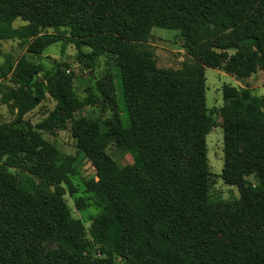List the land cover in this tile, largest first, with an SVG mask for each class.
<instances>
[{"label": "trees", "instance_id": "obj_1", "mask_svg": "<svg viewBox=\"0 0 264 264\" xmlns=\"http://www.w3.org/2000/svg\"><path fill=\"white\" fill-rule=\"evenodd\" d=\"M154 28L177 31L192 62L159 68L146 46ZM14 39L34 55L64 41L90 71L110 57L129 125L109 72L95 84L88 73L81 97L58 68L43 72L44 83L25 57L0 66V78L11 73L2 104L21 116L48 93L56 108L39 127L53 132L70 120L96 172L86 191L98 209L86 233L64 199L73 157L19 119L0 124V264H264V96L224 85L219 124L205 83V68L237 80L264 69V0H0V41ZM105 100L113 114L104 128L72 118ZM218 125L220 177L237 188L235 200L210 196L206 137Z\"/></svg>", "mask_w": 264, "mask_h": 264}, {"label": "rangeland", "instance_id": "obj_2", "mask_svg": "<svg viewBox=\"0 0 264 264\" xmlns=\"http://www.w3.org/2000/svg\"><path fill=\"white\" fill-rule=\"evenodd\" d=\"M24 24L25 22L17 20L13 25L14 27H18ZM46 32L55 33L52 29ZM146 46L159 68L177 70L182 64L192 62V59L188 56L185 49L182 48L180 38L175 30L154 28ZM22 57H25L27 60L33 62L34 65L42 68V71L38 72L35 76L40 79V82H44L43 72L45 70L58 68L66 75L72 77V83L76 93L81 95V97H86L88 95L86 92V84L88 78L87 74L90 73V70L83 66L81 59H79L75 48L71 44L64 43V41L56 42L46 48L40 55H34L27 53V44L22 45L19 40L0 41V66L8 62V59L12 61L14 65ZM91 71V76H93L92 83L94 84L97 81H101L108 72L111 75L115 88L119 118L123 126L127 127L129 125V119L121 94V81L118 68L115 67L110 57L101 56L97 60V66ZM10 76L11 73L5 78H0V84H2L0 86V124L11 123L19 119L23 123L33 127L35 131L40 133L44 140L54 145L58 151L73 157L72 167L74 172L69 175V183H64L62 185L65 190L64 199L70 207L72 215L82 221L87 233L92 218L98 213L92 195L86 191V182L96 178L95 169L89 159L83 153L78 152L75 140L70 132V120L66 121V127L64 129H54L53 132L46 131L39 127V124L56 108V102L48 93L44 94L35 108L21 116L17 113V109L12 104L1 103L3 91H5L4 85H11L9 82V80H11ZM205 78L206 106L209 116L214 120L219 117L220 109L223 106L222 88L224 85H231L237 88L247 87L254 93L264 96V69H258L256 73L248 78L237 80L223 70L205 68ZM29 94V92L26 93L27 98ZM104 104L103 106L97 103L95 105L79 108L71 113L72 118L84 117L89 121L96 120L102 123V128H104L106 119L113 114V107L107 103L106 100ZM222 138V128L220 125L213 128L206 137L208 164L212 173L210 196L213 199L235 200L238 198L237 188L226 185L220 177L222 171ZM107 152L111 154L114 159H119V157L121 158L123 156L125 162H130L131 160L128 155L121 154L118 149H115L114 145H109ZM11 171L17 175L20 174L19 171L14 168L11 169ZM80 199L86 206H77V203L78 205L80 204ZM108 250L113 252L114 247L108 246Z\"/></svg>", "mask_w": 264, "mask_h": 264}, {"label": "water", "instance_id": "obj_3", "mask_svg": "<svg viewBox=\"0 0 264 264\" xmlns=\"http://www.w3.org/2000/svg\"><path fill=\"white\" fill-rule=\"evenodd\" d=\"M90 74H92V72L90 71ZM218 123H221L222 122V118L221 117H219V119H218V121H217Z\"/></svg>", "mask_w": 264, "mask_h": 264}]
</instances>
